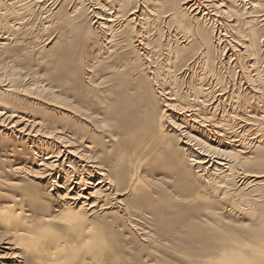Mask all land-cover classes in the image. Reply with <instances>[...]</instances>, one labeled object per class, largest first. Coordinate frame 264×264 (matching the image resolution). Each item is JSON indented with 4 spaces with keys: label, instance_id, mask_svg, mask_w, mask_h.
Returning <instances> with one entry per match:
<instances>
[{
    "label": "bare ground",
    "instance_id": "1",
    "mask_svg": "<svg viewBox=\"0 0 264 264\" xmlns=\"http://www.w3.org/2000/svg\"><path fill=\"white\" fill-rule=\"evenodd\" d=\"M0 264H264V0H0Z\"/></svg>",
    "mask_w": 264,
    "mask_h": 264
},
{
    "label": "rangeland",
    "instance_id": "2",
    "mask_svg": "<svg viewBox=\"0 0 264 264\" xmlns=\"http://www.w3.org/2000/svg\"><path fill=\"white\" fill-rule=\"evenodd\" d=\"M237 70H238V69H236V72H238V73H236V75H234V76L232 77V80L236 77V78H235V79H236V82L239 81L240 77H243V75H240L241 73L239 72V70H238V71H237ZM239 76H240V77H239ZM235 79H234V80H235ZM213 84H214V83H212V85H213ZM240 85H241V88H246V85H245V83H244L243 81L240 83ZM208 86H210V85H208ZM243 86H244V87H243ZM213 90H215V91L213 92V96H214V97H215V96L217 97L218 94H220V95L222 94L220 88L213 89ZM218 90H219L220 92H219ZM244 90H245V89H244ZM226 91H229V90H226ZM216 97H215V98H216ZM8 225H9V224H8Z\"/></svg>",
    "mask_w": 264,
    "mask_h": 264
}]
</instances>
